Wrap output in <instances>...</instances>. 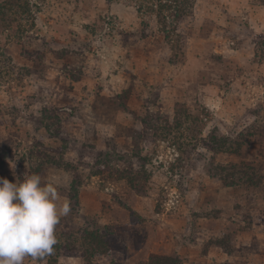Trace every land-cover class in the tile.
I'll use <instances>...</instances> for the list:
<instances>
[{"label": "rangeland", "instance_id": "374dc122", "mask_svg": "<svg viewBox=\"0 0 264 264\" xmlns=\"http://www.w3.org/2000/svg\"><path fill=\"white\" fill-rule=\"evenodd\" d=\"M7 2L0 177L63 159L42 183L70 201L73 228L106 241L24 264H264V137L242 155L215 139L264 128V0H191L165 23L149 9L160 0H28L18 19ZM244 161L261 167L260 187L221 178Z\"/></svg>", "mask_w": 264, "mask_h": 264}, {"label": "clouds", "instance_id": "9594fccd", "mask_svg": "<svg viewBox=\"0 0 264 264\" xmlns=\"http://www.w3.org/2000/svg\"><path fill=\"white\" fill-rule=\"evenodd\" d=\"M70 211L57 184L42 183L38 174L19 183L0 177V264L43 261L53 254L56 226Z\"/></svg>", "mask_w": 264, "mask_h": 264}, {"label": "trees", "instance_id": "16d2710c", "mask_svg": "<svg viewBox=\"0 0 264 264\" xmlns=\"http://www.w3.org/2000/svg\"><path fill=\"white\" fill-rule=\"evenodd\" d=\"M6 3L9 8H6L10 13L9 18H23L25 15H29L30 9L28 6V0H7ZM191 0H164L159 2L157 10L149 8L157 13L159 21L166 22L168 18L175 22L186 19L187 16L191 14ZM10 22V21H9ZM5 75L0 73V77L5 80H11L12 70H6ZM47 127L50 128L49 124ZM255 127V126H254ZM252 127L247 130L246 133L241 134L238 140H229L228 138H215L217 151H228L236 155H242L247 147L251 145L253 139L260 140L264 137V128ZM43 157L41 159V164L35 167L33 170L34 174H42L48 167L59 168L67 167L69 164L62 165L63 159L48 156L47 153L41 154ZM58 160H61L58 161ZM233 170L232 173H225L223 180H231L230 183H240L246 184L252 187H260L263 182V175L261 173V167L250 162H241L237 165L230 166ZM221 169V167H220ZM223 170V168H222ZM221 170V171H222ZM136 182V178L132 177L130 179L131 183ZM76 187V185H74ZM76 197V192L74 193ZM56 237L58 243L54 246V253L45 257L49 260H55L54 256H75L78 253L83 255L96 254L102 248V245H106V241L102 238L98 232H90L88 230H83L80 228H73L66 218H61L60 223L56 226ZM44 258V259H45ZM147 264H181L180 260L176 256L168 254H154L151 256L150 261Z\"/></svg>", "mask_w": 264, "mask_h": 264}]
</instances>
